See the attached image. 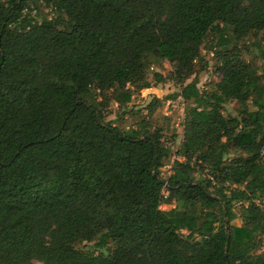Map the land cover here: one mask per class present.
<instances>
[{
	"label": "trees",
	"instance_id": "1",
	"mask_svg": "<svg viewBox=\"0 0 264 264\" xmlns=\"http://www.w3.org/2000/svg\"><path fill=\"white\" fill-rule=\"evenodd\" d=\"M39 1L0 0V264H264V67L235 59L264 45V0ZM204 47L212 92L187 82ZM163 61L186 113L166 178L158 131L106 120Z\"/></svg>",
	"mask_w": 264,
	"mask_h": 264
},
{
	"label": "rangeland",
	"instance_id": "2",
	"mask_svg": "<svg viewBox=\"0 0 264 264\" xmlns=\"http://www.w3.org/2000/svg\"><path fill=\"white\" fill-rule=\"evenodd\" d=\"M36 4H40L43 9L44 5L39 0H32L31 7L33 8ZM42 9V10H43ZM44 11V10H43ZM34 14V11H33ZM35 16L38 14L35 13ZM46 18H50L52 14L45 15ZM40 20V19H38ZM226 42L231 44L234 43L233 38L227 34ZM217 39V37H216ZM253 42L254 46L249 49H240V55L236 57V61L255 58L256 75L262 74V68L264 67V59H260V54L264 53V45H258L257 39L252 38L248 44ZM255 59L253 60L255 62ZM219 62L214 56L213 52L204 47L201 49L200 60L197 61L195 66V75L190 76L187 80L196 76L197 86L200 91L212 92L215 90V84L220 80V73L217 69ZM261 66V67H259ZM154 72H160L165 80L159 83L154 81ZM147 80L150 82V87L134 90L131 96L130 102L125 108H119L115 101H111L108 107L109 113L106 116V120H111L113 124L118 125L121 128L136 127L140 122H146L147 129L151 132L158 131L161 135V143L168 150V156L163 160V165L160 168V175L162 178H166L172 171V164L174 162V156L177 155L176 151L179 148L183 139V125L186 113L184 110V100L178 96L175 98H169L168 96L178 94L181 90V84L173 77V67L168 61H163L160 66H152L150 72L147 74ZM258 86L264 88V78L258 81ZM156 102L157 106L153 111H150L149 104ZM247 107L249 110L254 107L248 102ZM239 104L232 100L222 105L221 111L225 116H238L239 115ZM177 122H181L180 126H176ZM244 155L238 149H230L228 158L233 159L237 156ZM181 157V156H180ZM182 160V158H181ZM196 178H203L206 176V170L194 172ZM212 190V188H211ZM162 193L168 194V191L163 188ZM261 208L264 209V198L260 202ZM174 204H162L161 209H170ZM245 203L236 202L234 205V211L236 218L231 222L236 226L244 225L245 221ZM264 244V236H263ZM80 250L87 251L92 250V243H82L76 246ZM262 248L260 249V251ZM94 253L98 251L94 250ZM34 264H43L39 261H34Z\"/></svg>",
	"mask_w": 264,
	"mask_h": 264
},
{
	"label": "built area",
	"instance_id": "3",
	"mask_svg": "<svg viewBox=\"0 0 264 264\" xmlns=\"http://www.w3.org/2000/svg\"><path fill=\"white\" fill-rule=\"evenodd\" d=\"M180 125H181V122H177V123H176V126H180ZM182 125H183V123H182ZM260 157H261L262 159H264V147H263V148L261 149V151H260ZM181 158H182V157H180V156H177V157L174 156V161H175V160H181ZM163 194H164V193H163ZM164 195H167V194H164ZM161 205H162V204H161ZM161 205H160V206H161Z\"/></svg>",
	"mask_w": 264,
	"mask_h": 264
}]
</instances>
